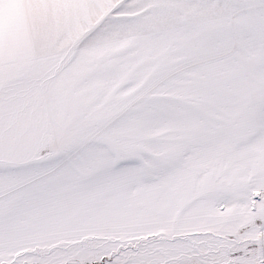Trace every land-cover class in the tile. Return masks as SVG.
Listing matches in <instances>:
<instances>
[{
  "label": "snow or ice",
  "instance_id": "6c2138e0",
  "mask_svg": "<svg viewBox=\"0 0 264 264\" xmlns=\"http://www.w3.org/2000/svg\"><path fill=\"white\" fill-rule=\"evenodd\" d=\"M0 264H264V0H0Z\"/></svg>",
  "mask_w": 264,
  "mask_h": 264
}]
</instances>
